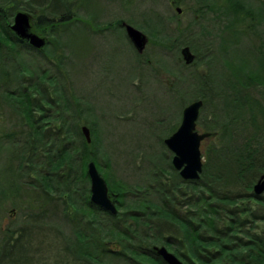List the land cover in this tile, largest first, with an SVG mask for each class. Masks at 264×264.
Segmentation results:
<instances>
[{"label": "rangeland", "instance_id": "1", "mask_svg": "<svg viewBox=\"0 0 264 264\" xmlns=\"http://www.w3.org/2000/svg\"><path fill=\"white\" fill-rule=\"evenodd\" d=\"M67 1H72L77 7L74 10L77 17L73 15L71 22L57 30L59 43L63 46L68 44L66 48H70L65 49L64 73L54 71V77L58 79L59 88L65 89L72 104L80 102L82 111L89 110L82 116V127L85 126V119L88 124L96 123L95 141L104 151L98 161L100 168H97L108 186H111L109 188L120 181L146 187L150 184V173L158 171L154 169L157 163L164 167L161 168L162 180L167 181L170 176L172 178L173 170L168 167V162H171L173 154L165 146L164 140L178 130L183 110L200 98H206L207 101L200 112V133L205 132V124L210 122L213 112L223 119V111L228 108L230 116L226 118H230L233 116V106L242 120L238 122V133H241L242 138L257 133L263 135L264 139L262 125L256 132L253 126L245 124L252 117L257 118L260 124L264 120L261 116L264 114V22L248 11L257 12L263 8L264 0ZM6 2L11 7L30 2L37 11L42 5H48L50 18H54L55 22L67 14L63 0H0L1 5ZM19 12L24 11L20 9ZM120 22L129 23L150 38V44L141 55L136 52ZM197 26L205 28L207 36L203 49L192 51L199 57L195 65L188 67L183 61L181 50L192 41L189 37ZM32 29L43 36L34 25ZM152 31L166 36L162 38V43H157L147 34ZM51 51L54 52L52 48L47 50V54ZM43 59L42 53L30 50L23 52L21 60L29 67L37 68L42 63V68H51ZM4 76L5 71L0 70V170L6 169L12 153L24 147V141L30 133V127L15 112V104L3 96L6 88L2 84ZM221 77L227 93L233 91L232 85L241 87L250 84V88L244 90L248 93L247 98H242L244 93L239 92L237 103L233 100L222 103L218 98ZM13 81L11 91L16 87V79ZM40 93L36 95L38 100L43 98ZM43 93L50 100L57 96L53 87L48 85H45ZM43 107L47 108L48 113L58 109L53 101H44ZM60 120H57L59 124L48 119L44 122L42 117L35 115V121L45 126L44 132L52 135L57 133L55 130L60 127ZM47 123L50 125L46 126ZM58 134L61 135V132ZM19 140L23 142L13 145V141ZM214 143L205 141L201 145L204 166L208 158L214 161L213 155L206 153ZM38 154L41 155L42 150H38ZM39 162H45L43 154ZM248 182L228 179L222 183L221 190L241 194L235 204L246 205L249 202L257 205L258 201L251 194L255 185L252 190L243 186H247ZM143 193L147 192L144 190ZM14 195H8L7 191L4 197L0 196L1 238L4 230L22 220L24 203L20 197H16L18 195ZM130 205L124 207L129 209ZM175 205H178V210H188L181 197H176ZM228 205L232 206L230 203ZM38 216L40 218L34 217L27 223L24 221L20 231L15 228L14 241H17V237L21 238L22 234H28L26 239L30 241V251L23 249L25 242L18 247L15 244L14 254L19 252L27 255L32 258L33 264H63L64 234L72 235L73 228L65 226L63 221L66 223V219L63 217L51 214ZM162 217L167 218L164 212ZM167 219L170 222L174 220L172 216ZM258 223L264 225L261 220ZM23 228L25 230L22 231ZM162 229L165 236L187 242L184 231L177 225L171 227L165 224ZM262 231L261 228L256 230L258 234ZM205 247L212 248L208 245ZM165 248L173 253L172 248Z\"/></svg>", "mask_w": 264, "mask_h": 264}, {"label": "trees", "instance_id": "2", "mask_svg": "<svg viewBox=\"0 0 264 264\" xmlns=\"http://www.w3.org/2000/svg\"><path fill=\"white\" fill-rule=\"evenodd\" d=\"M62 4L67 14L56 22L50 18L48 5L40 3L42 7L37 11L30 2L15 7L8 2L0 4V70L5 71L2 84L6 87L3 96L15 104L14 107L12 103L15 112L30 127L24 147L12 153L6 169L0 170V196L4 197L8 191V195L15 197V193L24 203L22 220L15 226H9L2 232V238L0 236V264H33L32 258L27 255L14 254L15 244L18 247L25 242L23 249L30 251V241L26 239L28 234L17 237L15 243L11 239L17 230H21V224L43 214L63 217L66 219V223L63 221L65 226L73 228L72 235L64 234L63 264H166L156 254L155 247L172 248L171 251L184 264H264V225L258 223L259 220L264 223V194L257 196L252 192V198L258 204L247 202L242 205L235 204L241 194L221 190L222 183L228 179L240 183L249 181L247 186H243L252 190L253 185L264 176L263 135L255 133L242 138L238 133L239 120L232 114V108L233 116L230 118H226L230 116L227 108L223 111V119L213 112L210 122L205 124V131L212 134L206 141L215 142L206 153L212 154L214 161L208 158L198 181H184L172 162L167 161L168 167L173 170L172 178L170 176L167 181L162 180L161 168L164 167L157 163L154 169L158 171L150 173V184L146 187L120 181L109 188L110 198L118 210L116 215L91 202L87 166L94 161L100 168L98 161L104 151L95 141V122L88 124L86 119L83 122L91 130V144L87 143L81 131L82 116L89 110L82 111L80 102L72 104L66 96L67 92L59 88L58 79L54 77V71L64 73L65 49L70 48H66L68 44L63 46L59 43L57 30L71 22L73 15L77 17L74 12L77 7L72 1L63 0ZM20 9L35 19L33 25L48 39L45 49L37 52L42 53L51 68H42V63L37 68L29 67L21 60L23 52L33 49L10 30L13 18ZM248 11L264 22V7L257 12ZM191 32L189 38L192 41L186 46L193 52L203 49L207 36L205 28L197 26ZM147 34L159 44L166 37L161 32ZM50 48L54 52L47 54ZM15 79L16 87L11 91L10 85ZM26 84L29 86L24 87ZM45 85L53 87L57 94L55 99L44 96ZM40 92L43 98L38 100L36 95ZM201 100L207 103L206 98ZM44 101H53L58 109L48 113L43 107ZM36 114L44 122L48 119L59 124L57 120L61 118L60 127L55 130L57 133L44 132L45 126L35 121ZM249 121L256 132L261 125L264 131V120L261 124L255 117ZM21 142L13 141V145ZM38 150H42L45 162H39L42 154H38ZM144 190L147 193H143ZM177 196L185 200L187 211L178 210V205H175ZM28 197L31 198L28 200ZM129 203L131 208H125ZM121 209L124 211L121 212ZM163 212L176 222L162 217ZM165 224L171 227L177 225L184 231L187 242L165 236L162 229ZM259 228L263 230L261 234L256 232ZM207 245L212 248H206Z\"/></svg>", "mask_w": 264, "mask_h": 264}, {"label": "water", "instance_id": "3", "mask_svg": "<svg viewBox=\"0 0 264 264\" xmlns=\"http://www.w3.org/2000/svg\"><path fill=\"white\" fill-rule=\"evenodd\" d=\"M178 12L181 13L180 8H178ZM123 26L135 49L143 53L148 44V37L132 25L123 23ZM10 30L20 40L27 41L35 50H42L47 44L45 38L32 31L31 16L28 13L17 12L13 24L10 25ZM181 54L185 64L191 65L195 61V55L189 47L183 48ZM202 106V101H196L187 106L184 109L178 130L164 140L165 146L174 155L172 165L184 181H197L203 172L201 144L210 138L211 134H200L196 130ZM81 131L87 143L91 144V130L87 126H83ZM87 174L91 183V202L116 215L118 211L110 198L108 184L93 161L88 163ZM254 193L256 195L264 193V176L254 186ZM154 250L166 264H184L177 256L168 252L165 247H155Z\"/></svg>", "mask_w": 264, "mask_h": 264}, {"label": "flooded vegetation", "instance_id": "4", "mask_svg": "<svg viewBox=\"0 0 264 264\" xmlns=\"http://www.w3.org/2000/svg\"><path fill=\"white\" fill-rule=\"evenodd\" d=\"M120 25L122 26V24L120 23ZM46 40H47V38H46ZM150 42V41H149ZM138 53V52H137ZM138 55H141L140 53H138ZM137 55V56H138ZM195 55V60H196V58H197V55L196 54H194ZM199 57V56H198ZM196 62V61H195ZM195 62L192 64V65H187L188 67H192L193 65H195ZM264 71V70H263ZM247 82V81H246ZM221 84V85H220ZM220 84H219V86H218V98H220L223 102L222 103H224V102H226V101H228V102H232V100L234 101V103H237V99H238V97H240L239 96V92H240V94L243 92L244 94L243 95H241V97L242 98H247V92L246 91H244V90H248L249 88H250V84H248V85H242L241 87H239L238 85H232L231 87H232V90L233 91H229L230 93H227L226 91V89L224 88V86L222 85L223 84V81H222V77L220 78ZM246 84V83H245ZM198 100H201V98L200 99H198ZM232 108V114L234 115V117L235 118H237L239 121H242L241 119H239L238 118V113H235V111H234V109H233V106L231 107ZM262 116V118L264 119V114L263 115H261ZM238 121V122H239ZM198 122H199V120H198ZM198 124L199 123H197V131H198ZM245 124H250V121L248 120V121H246L245 122ZM199 132V131H198ZM206 132V131H205ZM14 238L16 239V237H15V235H14V237L11 239L13 242L12 243H14L15 241H14Z\"/></svg>", "mask_w": 264, "mask_h": 264}]
</instances>
